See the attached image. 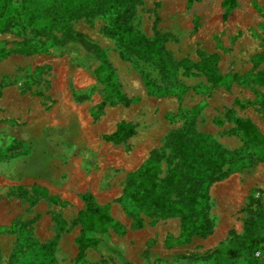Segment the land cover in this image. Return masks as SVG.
<instances>
[{"label":"rangeland","instance_id":"1","mask_svg":"<svg viewBox=\"0 0 264 264\" xmlns=\"http://www.w3.org/2000/svg\"><path fill=\"white\" fill-rule=\"evenodd\" d=\"M188 2L141 0L133 18L150 41L158 37L157 19L161 42L179 64L177 85L166 96L149 90L148 77L167 87L156 71L120 59L114 41L100 32L102 21L73 25L105 52L117 91L134 101L128 106L118 102L112 82L101 81L98 64L83 49L67 46L61 55H52L39 47L24 55L20 48L30 28L8 22L0 30V264H76L84 193L108 207L116 222L120 216L126 223L108 231L110 249H87L85 264H247L245 255L229 261L225 252L235 249V240L246 235L264 208V164L251 162L254 150L243 146L225 114L230 110L251 120L264 136V86L253 78L264 70L259 58L264 0H237L226 20L222 0ZM191 110L195 130L240 152L237 163L245 167L210 185L209 195L216 191V197L210 195V234L205 237L181 233L179 218L152 224L154 219L138 213L132 220L135 204L124 196L127 176L169 131L183 126V115ZM122 121L135 125V135L120 145L106 142L104 137ZM134 151L141 156L132 163ZM233 177L248 185V196L245 207L231 214L221 201ZM178 226L179 233H173ZM56 235L52 251L26 242L33 236L46 243ZM254 258L264 263L261 251Z\"/></svg>","mask_w":264,"mask_h":264},{"label":"trees","instance_id":"2","mask_svg":"<svg viewBox=\"0 0 264 264\" xmlns=\"http://www.w3.org/2000/svg\"><path fill=\"white\" fill-rule=\"evenodd\" d=\"M193 1L189 0L188 4ZM141 5V0H0V30H6L8 22L13 25L22 23L30 28L28 42H36L38 47L29 49L28 42L21 46L20 52L28 55L39 51L52 52L56 55L67 47H79L89 57L95 59L100 79L105 84L112 82V91L117 92L118 102L123 106L133 103L117 91L115 76L108 63L105 52L91 42L83 33L74 29V24L84 22L92 26L102 21L100 32L114 41L121 60L130 61L137 67L146 66L156 71L160 80L167 87L159 86L149 79V90H160L159 96L173 92L177 85L176 71L179 64L172 61L161 42L163 36L154 30L157 40L150 41L133 25V18ZM237 0H222L223 20L237 8ZM264 64V52L259 57ZM197 67L201 70V64ZM189 71V67H186ZM255 78V82L264 86V70ZM193 111L183 115V126L169 131L162 140V145L150 153L148 160L140 168L129 174L124 186V196L135 205L133 215L142 214L154 219L168 220L179 218L181 233L205 237L210 234V195L212 183L225 179L233 172L244 169L238 151H228L211 135L201 134L195 130ZM226 120L234 126L245 148L254 150L251 162L259 159L264 164V136L251 120L241 118L232 111L225 114ZM136 133V127L129 122H119L115 131L104 137L106 142L114 145L125 143ZM231 164H235L231 167ZM251 165H248L250 167ZM85 207L78 215L81 226L80 234L75 239L77 247L76 264H85L87 249L102 250L111 248L108 231L120 226L109 212L108 207L98 205L91 193L81 195ZM137 208V209H136ZM138 210V211H137ZM249 231L240 240H235V249H228L225 256L235 261L245 255L247 264H257L256 252L264 254V208H260ZM59 236L49 242L40 243L33 236L26 242L35 245L37 250H54ZM54 262V261H52ZM218 262H221V260ZM264 264V263H262Z\"/></svg>","mask_w":264,"mask_h":264},{"label":"crops","instance_id":"3","mask_svg":"<svg viewBox=\"0 0 264 264\" xmlns=\"http://www.w3.org/2000/svg\"><path fill=\"white\" fill-rule=\"evenodd\" d=\"M140 154L137 153L136 151H134L133 155H132V163L133 161H135L136 159L140 158ZM239 179L237 177H233L230 178L229 181L232 182L233 185H226L224 187H226L227 189V195H225V198L223 199V201H221L223 203V208L224 209H230L231 214L232 213H236L237 211H240L243 207H245L246 205V198L248 196V185L247 184H237L236 182ZM216 191H214L213 193L210 192V195H212L213 197H216L215 194ZM118 222L122 223L124 226H126L125 220H122L119 217L115 218ZM124 219V217H123ZM176 220V219H173ZM161 225H158V227ZM145 228H146V232L147 230H150L148 227V223H145ZM144 228V229H145ZM176 231V232H175ZM173 233H179L180 231V226L177 227V229L175 230ZM151 232H154L151 230ZM135 237L138 236V234L134 235Z\"/></svg>","mask_w":264,"mask_h":264}]
</instances>
